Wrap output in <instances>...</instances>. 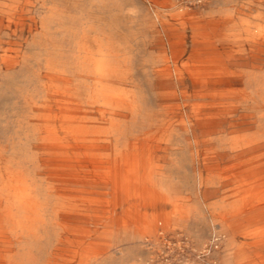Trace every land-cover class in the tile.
Instances as JSON below:
<instances>
[{
  "label": "bare ground",
  "instance_id": "6f19581e",
  "mask_svg": "<svg viewBox=\"0 0 264 264\" xmlns=\"http://www.w3.org/2000/svg\"><path fill=\"white\" fill-rule=\"evenodd\" d=\"M53 1L0 0V264H157L168 240L190 247L164 226L188 214L165 182L191 165L199 186L219 171L216 191L249 199L216 215L227 228L221 253L235 257L227 264H264V0L157 18L152 46L166 53L149 66L135 59L134 22L110 14L113 1L66 0L74 15ZM186 79L188 88L160 92ZM145 179L168 212L130 209ZM135 245L153 257L143 262Z\"/></svg>",
  "mask_w": 264,
  "mask_h": 264
},
{
  "label": "rangeland",
  "instance_id": "374dc122",
  "mask_svg": "<svg viewBox=\"0 0 264 264\" xmlns=\"http://www.w3.org/2000/svg\"><path fill=\"white\" fill-rule=\"evenodd\" d=\"M65 1L66 0H54L53 2H61L62 4H65L63 6L64 10H67V13L69 11L71 15H74V11L71 8L72 3ZM112 1L117 5V8L113 13H110L111 15H115L120 21L130 20L134 22V27L130 31L136 36L135 40L132 42L136 54L135 59L140 63L149 66L151 64L159 65L166 53L161 46H152V41L157 39V37H152V28H150V26L157 20V18L163 20L168 19L171 15L177 12L176 10L179 7H185L191 15L197 16H200L209 10H213L214 13L220 9L221 11L226 12L227 3L228 6L233 4H230V1L242 2L246 0H208L206 3L200 1L192 2L191 0H159L166 6V9H160L154 6L152 0H111V2ZM80 3L86 5L88 4V0H82ZM208 3H211V5H208ZM102 16L108 17L109 12L105 9L102 10ZM155 27L159 30V25ZM31 49L33 48H27V51L31 52ZM189 83L190 80L188 79L181 80L178 81V84L174 83L173 86H165L160 92L169 93L178 89L184 90L188 88ZM177 86L179 87L178 89ZM198 88L199 87H195L193 89L194 91H197ZM208 101L209 99L203 98L200 99L198 103H207ZM176 103H178V101L163 102L165 105ZM146 159L147 157L142 159L145 161L144 165L150 164V161ZM150 165H152V163ZM185 169V173H183L180 178L165 183L168 186V191L171 192V194L168 195V198L172 196L180 198V200H177V205L183 210V213L188 211V214H185V219H175L173 221L174 223H170L169 226L164 227L168 233L178 231L187 234L191 239L190 247L183 245L185 247L180 248L176 241L168 240L171 249L170 247H165V253H171L167 255L163 253L157 254V264L161 263V261H167L168 264H227L228 259L231 261L234 260L235 257L233 258L231 255H228L227 251L221 253V241L224 237L221 233L227 234V228L217 227L218 222L216 221V215L221 213L227 214V207L230 206L234 209H240V207L242 208L247 205L249 199L245 195H239L227 199L223 190L216 191V189L223 186L222 179H224V177L219 174V171H213L212 173L203 172L202 184L199 186V180L196 176L197 166L191 165L185 167ZM144 181V183L137 185V188L140 186V188L144 190V193H146L143 194L141 198L132 199L130 201V209L134 211L135 214L137 211L145 212L147 216L151 212L150 208L152 207H156L160 212H168L171 208L170 205L165 203L161 204L158 197L149 195L147 191L150 187L147 183V179ZM199 187H201V189ZM259 198L261 197H258V199ZM214 205L217 207L213 212H208V209H204V206ZM202 219H205L203 225H201ZM148 224L147 219H144L140 226L148 227ZM159 225L163 227V222L159 223ZM259 228L260 226H252L249 230L255 232L258 231L257 229ZM133 230L137 232V227H134ZM215 230L217 236L214 238ZM200 232L205 234V237L201 239V241L198 239ZM128 239L129 237L124 231L120 230L117 233L116 243L119 245L120 250L126 251L131 248L127 243ZM236 241L237 243H241L243 240L237 239ZM202 246L205 247L204 254L200 251ZM135 248H137V252L143 262L147 261L150 257H153L152 251L149 247L145 248L143 246L135 245Z\"/></svg>",
  "mask_w": 264,
  "mask_h": 264
}]
</instances>
